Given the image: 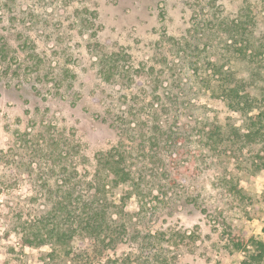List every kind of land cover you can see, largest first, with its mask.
<instances>
[{"label":"rangeland","instance_id":"374dc122","mask_svg":"<svg viewBox=\"0 0 264 264\" xmlns=\"http://www.w3.org/2000/svg\"><path fill=\"white\" fill-rule=\"evenodd\" d=\"M245 15L251 35L230 37ZM263 37L264 0H0V264H91L24 247L14 230L49 207L45 181L62 184L53 161L75 158L85 189L96 155L120 144L134 150L135 178L147 175L113 199L133 233L152 237L153 263L250 262L264 242V139L201 132L246 133L220 78H244L261 99ZM137 244L126 237L104 259L133 260Z\"/></svg>","mask_w":264,"mask_h":264},{"label":"trees","instance_id":"16d2710c","mask_svg":"<svg viewBox=\"0 0 264 264\" xmlns=\"http://www.w3.org/2000/svg\"><path fill=\"white\" fill-rule=\"evenodd\" d=\"M244 18V21H231L227 26L231 33L230 37L238 36L241 38L240 40H244V36L251 35L248 30L250 22L246 15ZM258 48L261 50L260 55H264V37L260 40ZM5 51L4 44H0V59L2 60L6 58ZM112 59V56H102L100 63L109 64L110 69H114ZM206 64L211 69L216 67L215 63L210 60H207ZM230 77L228 75L225 78H220L221 86L223 85L220 94L233 112L247 120L246 133H242L241 129L232 130L231 133L224 132L218 126H210L206 130L203 129L201 133L207 141H214L217 136L229 138L233 135L239 139L243 137L264 139V125L262 124L264 96L261 99L256 97L252 85L247 83L244 78ZM256 109H259L257 114H252ZM249 114L252 115L249 116ZM174 134L176 133L173 131H163L161 135L165 136L166 142H172L171 137ZM147 137L151 141L154 139L149 135ZM124 145L120 144L96 155L93 164L95 165V174L87 181L85 189L77 188L76 183L73 182L78 175L75 158L66 156L53 161L54 165L49 167L50 173L59 175L56 181L61 180L62 184L52 186L48 181H45L46 190H44L43 196L47 200L46 202H49V207L39 215L19 221L14 231L21 245L24 247L51 245L54 247L52 248L53 253L57 249L66 254L81 255L82 252H85L84 259L91 264H155L151 260L152 252L155 249L151 242L152 237L142 236L138 230L133 233L134 229H130L133 217L131 214L126 215L123 206L117 204L113 199L114 189L122 184L132 185L139 193L141 187L138 179L147 175L139 169L137 170L139 177L135 178L134 172L127 164V160L131 159V153L134 150L132 149L131 152L129 147L127 149ZM45 155L47 159H52L51 152H46ZM120 214L128 216L127 220L114 218V215L120 217ZM126 237L128 240L139 243L136 245L137 253H134L136 256L133 260L126 258L119 262L118 259L110 258V256H106L104 259L105 250L110 247L113 249L118 242ZM139 239L140 242H138ZM234 245L236 249H240L243 244L237 242ZM257 246L260 252L251 257L250 262L244 260L241 264H257L262 260L264 242H258ZM12 251L13 246H8L6 253ZM155 258L157 259L158 256Z\"/></svg>","mask_w":264,"mask_h":264}]
</instances>
